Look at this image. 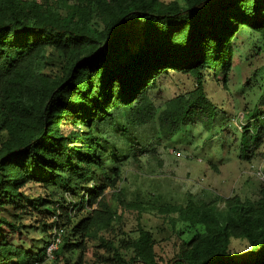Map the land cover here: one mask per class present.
Masks as SVG:
<instances>
[{"label": "trees", "instance_id": "16d2710c", "mask_svg": "<svg viewBox=\"0 0 264 264\" xmlns=\"http://www.w3.org/2000/svg\"><path fill=\"white\" fill-rule=\"evenodd\" d=\"M242 28L264 42V0H0V264L50 258L55 234L22 222L38 213L62 230L52 255L63 264H83L72 256L92 238L111 264H264V184L254 199L188 193L184 204L139 195L126 203L121 187L127 166L155 156V146L214 124L220 108L207 83L228 89ZM170 72L194 87L157 105L152 91ZM263 105L264 92L245 114L242 162L264 145ZM29 184L47 199L26 193ZM108 189L163 218L180 240L173 257L160 260L158 240L140 225L119 246L100 236L120 220ZM82 209L90 211L73 224ZM234 240L247 243V257Z\"/></svg>", "mask_w": 264, "mask_h": 264}, {"label": "rangeland", "instance_id": "374dc122", "mask_svg": "<svg viewBox=\"0 0 264 264\" xmlns=\"http://www.w3.org/2000/svg\"><path fill=\"white\" fill-rule=\"evenodd\" d=\"M261 53H264V42L249 29L242 28L235 42V59L228 89L223 90L221 83H214L212 80L207 83L206 89L210 97L220 108L214 124L209 129L199 124L186 127L171 142L155 146V156L144 155L139 166L128 165L125 180L121 183L126 203L136 199L137 195L144 200L143 203L160 198L181 204L185 203L188 193L205 201L217 195H238L243 199L257 197L259 187L264 184V145L250 163L239 160L238 147L241 128L247 121L245 114L255 107L264 92V54L260 55ZM193 87L194 79L191 76L170 72L159 79L157 87L152 91V98L157 105H161ZM263 111L264 105L259 109V112ZM261 124L264 125V117ZM26 189V193L47 199L46 193L37 185L29 184ZM112 192V189H108L104 196L110 206L117 207L120 220H116L112 228L101 232L100 236L119 246L127 235H137L140 225L151 231L158 240L155 251L160 260L173 257L180 240L167 228L168 224H165L163 218L155 212L140 213L137 209L122 205ZM89 211L82 209L79 216L73 219V224ZM22 222L33 227L45 223L48 225L47 233H56L55 227L50 229L53 218L47 213L24 217ZM177 226L181 229L184 227L180 224ZM161 227L165 228L164 232H160ZM70 228L71 226L64 228V231L68 233ZM32 236L35 239L42 238L38 232H33ZM190 236V233L183 235L186 239ZM232 248L240 258L247 257L248 247L244 240H234ZM81 255L83 264H111L107 260L110 250L98 238L88 239L83 250H76L72 256L73 261L78 262ZM43 264L63 262L51 255Z\"/></svg>", "mask_w": 264, "mask_h": 264}, {"label": "built area", "instance_id": "2783aa9c", "mask_svg": "<svg viewBox=\"0 0 264 264\" xmlns=\"http://www.w3.org/2000/svg\"><path fill=\"white\" fill-rule=\"evenodd\" d=\"M264 117V113L262 115V118ZM261 175V172H259ZM263 175V174H262ZM62 230H60L59 232L55 233V238H54V242L48 247V253L51 256L53 250H55L58 246V243L60 242V236H61Z\"/></svg>", "mask_w": 264, "mask_h": 264}]
</instances>
